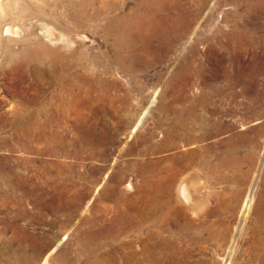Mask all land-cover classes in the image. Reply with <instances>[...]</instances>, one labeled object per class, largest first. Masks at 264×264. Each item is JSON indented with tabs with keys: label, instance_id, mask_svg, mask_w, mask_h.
Returning <instances> with one entry per match:
<instances>
[{
	"label": "rangeland",
	"instance_id": "1",
	"mask_svg": "<svg viewBox=\"0 0 264 264\" xmlns=\"http://www.w3.org/2000/svg\"><path fill=\"white\" fill-rule=\"evenodd\" d=\"M0 8V264H124L125 230L148 217L134 242L222 264L248 190L264 189V0ZM213 220L221 247L187 241Z\"/></svg>",
	"mask_w": 264,
	"mask_h": 264
},
{
	"label": "bare ground",
	"instance_id": "2",
	"mask_svg": "<svg viewBox=\"0 0 264 264\" xmlns=\"http://www.w3.org/2000/svg\"><path fill=\"white\" fill-rule=\"evenodd\" d=\"M5 8L6 7H4V9ZM6 12H7V10H6ZM4 13H3V16H4ZM7 13H6V16H7ZM17 27H18V24H17ZM8 28H6V29L4 28L5 29L4 34H2V32L0 31V39H2L1 38L2 35H7V34L11 33V31H10L11 29L10 28L8 29ZM2 29H3V27H2ZM1 50L2 49H0V51ZM22 110L23 109L20 108V107L17 108V111L18 112L17 113L15 112V114L18 117H23V118L26 117V116H28V115L29 116L32 115V113H27V112L24 113ZM40 115H41V111L38 112V113L36 112L33 116L37 118ZM260 173H261V171H260ZM261 177H262L261 180H262L263 185H264V170L262 171ZM191 190L192 189L191 188L189 189V187L187 186V184L185 182H183L180 185V188H179L178 198L181 201V203L186 204L187 207H188V205L191 204V199H193V195L191 193ZM248 191H249L248 194L246 193L247 195L244 198L243 202L241 203L242 205H241V210H240V216L243 217V223L240 226L239 225L236 226L235 229H234L235 234L234 235L232 234L233 237L230 236V237H232V240H231V242L229 241L230 245L228 246L229 247L228 252L225 255H223V254H220L219 255L221 257L222 264H241V263L242 264H246V263L247 264H252L250 261L253 260V259L255 261V264H264V189L263 190H261V189L260 190H256L255 187L254 188L252 187ZM192 202H193V200H192ZM191 207H192V209L194 208L193 205ZM154 218H156V217H154ZM147 222H151L150 219H149V217L145 219V222L144 223H147ZM143 224H140L141 226L136 231H134L132 229H129L131 227H128L127 228L128 230H125V239H126V241H125V245H124V248H123L124 249V256H123V263L124 264H134V261H140L141 258H142L143 250H147L148 256L150 257L149 264H188L184 260H180L178 258L179 257L178 256L179 254L177 252L173 251V250H175V247H176L177 244L176 245L175 244L172 245V244H167L166 242L165 243L164 242H161V241L158 240L159 239L158 237H156V239H154V236H149L150 237L149 238L150 241H148V242L146 241L145 243L144 242H141V241L140 242L139 241L136 242V240H135V242H136L135 243L133 240H131L130 239L131 235H133L134 233H136L137 235L140 234V231L143 230ZM189 225H190V223H189ZM194 225L195 224L191 225L192 227H190L191 229H194V232L187 239V241L189 243H193V244L198 243L199 241H201V237H205V239L207 241H210L212 243H215L216 245H219V243H220V246L219 247H221V245H223V241H225L224 240V237L226 238V230H225V227H223V224H222L221 221H214L213 220V222L210 223V225L208 226V228L202 227V228L199 229L196 226L197 230H196V228H195ZM231 233H233V232H231ZM175 234H178V233H175ZM184 243H186V242H184ZM140 245L142 247H140ZM151 247H153V249H151ZM241 247H243L242 248L243 251H245L246 253H248V257H249L248 260H245V259H241L240 260L238 254H239V251H240L239 249ZM156 249L162 250L161 251L162 254L161 255L158 254L159 256L157 254L155 255V252L153 250H156ZM135 250H137V252H135ZM188 250H190V249L188 248ZM240 261H241V263H240Z\"/></svg>",
	"mask_w": 264,
	"mask_h": 264
}]
</instances>
